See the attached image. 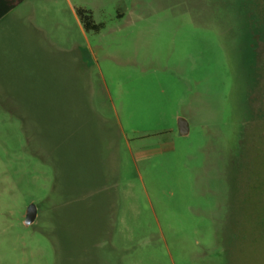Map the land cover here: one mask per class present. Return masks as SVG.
I'll use <instances>...</instances> for the list:
<instances>
[{
  "label": "rangeland",
  "instance_id": "1",
  "mask_svg": "<svg viewBox=\"0 0 264 264\" xmlns=\"http://www.w3.org/2000/svg\"><path fill=\"white\" fill-rule=\"evenodd\" d=\"M22 5L0 41V264H264V0ZM68 145L84 161L61 180L96 189L52 207Z\"/></svg>",
  "mask_w": 264,
  "mask_h": 264
},
{
  "label": "crops",
  "instance_id": "2",
  "mask_svg": "<svg viewBox=\"0 0 264 264\" xmlns=\"http://www.w3.org/2000/svg\"><path fill=\"white\" fill-rule=\"evenodd\" d=\"M27 0H23L20 3H18L16 6H14L11 10H9L6 14H4L2 17H0V41L3 42H8L10 43L12 46L14 47H18L17 41H14V36L16 35V33L20 32V28H21V17L23 15H25V11L23 9H20L21 6H23L22 4H24ZM71 10L77 20L78 23V28L79 30H84V27L79 19V16L77 15L76 9H73V7H71ZM123 15V13L117 12V16L121 17ZM33 18V17H32ZM24 19V16L22 17V20ZM41 27V25H39ZM82 64L84 63V58H81ZM83 67V66H82ZM45 108H52V106H50L49 103H45L44 104ZM26 109H30V110H39L41 107L40 103H35L33 106H24ZM34 121H36V119H33ZM31 123L30 124H34L32 123V120H30ZM189 130V129H188ZM70 149H72V147H70V145H68V148L66 146V150L67 151H62V153L59 155L57 152L55 153L54 150L49 153V164H50V168H51V175L54 177L53 178V182H52V189L51 192L49 194V200L51 203V206H55L58 205V201L61 200H66V202H68L71 198H75V197H80L81 196H85V195H89V193H91L90 191H93V189H96V187H93V185H83L79 182H76L77 184L71 185L70 183H65L63 180H61V176L63 175L64 171L67 169H72L71 167H73V165H75L76 163H80L82 165L83 161H84V156L80 154L76 155V156H72L70 154ZM69 150V151H68ZM63 155H65L68 159L69 162H67L68 165L64 166V162L65 161H61L59 163V160L61 157H63ZM76 158L77 161L75 162L74 160L71 159ZM61 164V165H60ZM60 180V181H59ZM62 181V183H61ZM60 182V184H59ZM68 182V181H67ZM76 194V195H75ZM100 204V202H99ZM37 208V206H36ZM82 210V209H81ZM100 211L102 213H104L103 211V206L100 205ZM71 212V211H70ZM107 212V211H106ZM38 213V208L36 211V216ZM52 213H55V210L52 209ZM84 213V211L82 212ZM101 213V217L100 218H90V222H93V229H92V236H94V240L97 238H100L101 236H97V234L99 233V231H101L102 227H103V222H105V218L104 215ZM69 216L67 217V221H70V213L68 214ZM83 217V219L81 220V218ZM53 221H54V216H53ZM65 219V218H64ZM87 219L85 216H80V219L75 218V222L77 223H84L86 222ZM77 223V225H79ZM83 231V230H82ZM82 239L79 238L78 242H77V247L79 248L80 246L84 247V251L83 254H85V243H86V235L84 236V231L82 233ZM80 240L82 241V243L80 244ZM90 240V239H89ZM80 247V248H81ZM82 247V249H83ZM74 248V247H72ZM76 248L71 249L73 252L75 251ZM71 250H69V253H73L71 252ZM80 255V254H79ZM90 263H92L91 261H89ZM95 263V261H94ZM93 263V264H94ZM68 264H71L70 262ZM96 264V263H95Z\"/></svg>",
  "mask_w": 264,
  "mask_h": 264
},
{
  "label": "trees",
  "instance_id": "3",
  "mask_svg": "<svg viewBox=\"0 0 264 264\" xmlns=\"http://www.w3.org/2000/svg\"><path fill=\"white\" fill-rule=\"evenodd\" d=\"M23 0H0V17L6 14L14 6L20 3ZM77 15L85 29H98L100 24H97L93 21V18L90 13L85 9H77Z\"/></svg>",
  "mask_w": 264,
  "mask_h": 264
},
{
  "label": "water",
  "instance_id": "4",
  "mask_svg": "<svg viewBox=\"0 0 264 264\" xmlns=\"http://www.w3.org/2000/svg\"><path fill=\"white\" fill-rule=\"evenodd\" d=\"M177 128H178V133L180 135L186 134L188 132V129H189L187 121L184 118L180 117L178 119ZM36 211H37V208H36V205L34 203H30L26 207L25 217H24V222L26 224H30L34 221V219L36 217Z\"/></svg>",
  "mask_w": 264,
  "mask_h": 264
}]
</instances>
